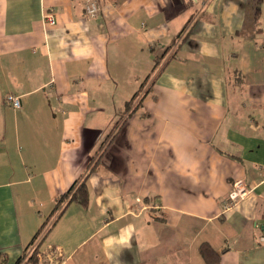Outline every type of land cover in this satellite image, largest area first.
<instances>
[{
	"label": "crops",
	"instance_id": "1",
	"mask_svg": "<svg viewBox=\"0 0 264 264\" xmlns=\"http://www.w3.org/2000/svg\"><path fill=\"white\" fill-rule=\"evenodd\" d=\"M255 7L0 0V264H26L42 224L27 264H207L202 244L217 264H264V0ZM123 55L141 56L123 66L150 80L105 135L89 124ZM86 173L87 205L50 216ZM238 180L249 192L224 213Z\"/></svg>",
	"mask_w": 264,
	"mask_h": 264
},
{
	"label": "rangeland",
	"instance_id": "2",
	"mask_svg": "<svg viewBox=\"0 0 264 264\" xmlns=\"http://www.w3.org/2000/svg\"><path fill=\"white\" fill-rule=\"evenodd\" d=\"M133 58L134 59H132V57L130 56L126 57L124 55L120 56L119 58L116 57V59L119 60L118 61L119 65L124 70L119 72L118 75L115 76L114 79L112 80L113 82H111L108 85V90L110 91V93H109V100L106 101V104L97 105L98 108L103 109V112H99V113L95 112L92 115L89 126L101 129L105 135H108L109 132L115 126H116V129L120 127V124L122 121L121 118L124 117V114H123L124 102L130 100L131 97L135 95L136 98L133 101V103H135L139 99L142 93V89L140 91L141 93L139 92L140 90L139 85L141 84L144 75L141 73H136V72L133 73L131 70L127 71L124 67L125 64H129V63H131V65L132 64L134 65L137 59H141V56L140 57L133 56ZM114 60L115 58L113 57L112 65L114 63ZM129 76H131V78H128ZM146 85L147 83L145 84V86ZM4 102L5 104H7L5 100Z\"/></svg>",
	"mask_w": 264,
	"mask_h": 264
},
{
	"label": "trees",
	"instance_id": "3",
	"mask_svg": "<svg viewBox=\"0 0 264 264\" xmlns=\"http://www.w3.org/2000/svg\"><path fill=\"white\" fill-rule=\"evenodd\" d=\"M262 1L263 0H255V6H256L255 7V13H254L255 16H257L259 11H260V5H261ZM157 63H158V58L155 62L154 68L156 67ZM154 68L152 69L151 72L154 71ZM150 75H151V73L149 75H147L146 78L143 80V82L140 84L139 92L141 91V89L143 91V88H144L145 84L147 83V81L149 80ZM146 92H147V89L143 92V94L145 95ZM135 98H136L135 95L132 96L131 99L124 105L123 114H126L128 112L133 113L134 111L137 110V108L140 106L141 101L137 102V104H135L133 106V101ZM92 167H94V166H92ZM88 176H89V173L84 174L83 177L81 178V180L75 181V183L72 184V186L69 188V190L57 199V201L55 203V207L53 208L50 216H52L53 214L56 213L55 219L58 218V216L62 213L63 207L66 206L67 204H69L70 202H76L82 207H85L87 205L88 189H87V185H86V180H87ZM45 225L46 224L41 225V227L39 228L37 233L32 238L31 242L29 243V247L27 248V250L31 246L35 245L34 242L36 240L41 241L42 236L46 232V231H43ZM34 249H33V252L31 253V255L27 257V259L25 261L26 264L28 262L33 263L34 261L37 260L36 259L37 258V248L34 247ZM199 253L202 256L203 260L207 264H217L219 262V256L217 254H215L207 244H202L199 247Z\"/></svg>",
	"mask_w": 264,
	"mask_h": 264
},
{
	"label": "built area",
	"instance_id": "4",
	"mask_svg": "<svg viewBox=\"0 0 264 264\" xmlns=\"http://www.w3.org/2000/svg\"><path fill=\"white\" fill-rule=\"evenodd\" d=\"M98 11L97 4L93 2H89L85 7V12L89 16H94ZM42 20L45 26H53L56 23L55 15L51 10H47L42 13ZM5 101L11 105L14 109H19L21 107L20 98L14 95H8L5 97ZM249 192L248 187L241 181H235L230 189L228 194V198L226 201L222 203V212H227L231 210L240 200H242ZM259 242L264 244V226L262 228V233L259 237ZM34 246H31L28 251L27 255H31L33 252ZM27 255L25 258H27Z\"/></svg>",
	"mask_w": 264,
	"mask_h": 264
}]
</instances>
